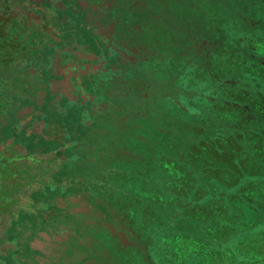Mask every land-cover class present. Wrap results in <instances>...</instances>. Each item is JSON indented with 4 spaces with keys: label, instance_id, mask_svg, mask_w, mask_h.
Returning a JSON list of instances; mask_svg holds the SVG:
<instances>
[{
    "label": "flooded vegetation",
    "instance_id": "obj_1",
    "mask_svg": "<svg viewBox=\"0 0 264 264\" xmlns=\"http://www.w3.org/2000/svg\"><path fill=\"white\" fill-rule=\"evenodd\" d=\"M0 15L13 22L6 37L31 36L23 48L0 46V264H44L50 254L110 264L128 250L148 263L102 186L117 172L111 162L138 158L129 142L142 124H158L162 79L174 76L157 74L170 55L161 31L181 30L176 13L164 0H0ZM216 43L197 36L185 49L208 55ZM37 215V228L24 230L23 217Z\"/></svg>",
    "mask_w": 264,
    "mask_h": 264
},
{
    "label": "rangeland",
    "instance_id": "obj_2",
    "mask_svg": "<svg viewBox=\"0 0 264 264\" xmlns=\"http://www.w3.org/2000/svg\"><path fill=\"white\" fill-rule=\"evenodd\" d=\"M177 1L164 0L181 30L171 22L176 32L161 31V49L170 55L157 74L166 78L171 71L192 92L157 103L165 117L155 127L142 124L141 139L129 142L138 158L111 162L117 172L108 171L102 187L110 189L112 209L125 215L121 227L136 233L132 241L148 244L141 254L146 264H264V0H228L250 20L219 0ZM29 23L24 18L23 27ZM12 24L0 15V46L23 48L31 36L6 37ZM197 36L216 39L215 52L195 56L185 49ZM82 135L95 140L93 133ZM94 154L87 158L93 165ZM239 201L257 210L254 221L243 218ZM39 216L23 217L24 230L36 229ZM120 256L113 252L107 262H142L132 250ZM47 258L44 264H62L61 257Z\"/></svg>",
    "mask_w": 264,
    "mask_h": 264
},
{
    "label": "trees",
    "instance_id": "obj_3",
    "mask_svg": "<svg viewBox=\"0 0 264 264\" xmlns=\"http://www.w3.org/2000/svg\"><path fill=\"white\" fill-rule=\"evenodd\" d=\"M219 1L221 3H223L229 10H231L235 16H238V17L242 16L243 18H247L248 20H250L247 17V15L239 13L238 10L234 7V4H231L228 0H219ZM243 18H242V20L244 21ZM262 23L264 24V21H262ZM12 38L14 39L15 37L12 36ZM221 42H223V41L221 40ZM175 79H176L175 75L172 78H170V81H166V80L162 79V84H161L162 88L161 89L163 91V94L167 95L169 98L178 99L180 94H184V93L189 94L190 92H192V91H188V90H185L184 88H182V86H180L179 84H177L175 82ZM157 115L155 116V119H157V120L161 119L162 117H165V114L162 112H159V110L157 111ZM237 205L239 206V209L242 212V216L246 221H254L255 220V216L258 214V212L253 206H251L246 201H239ZM126 240H132V239L129 238V236H128V238ZM138 247L140 248L141 251H145L148 248V244H146V243L138 244ZM151 261H152V259H151ZM148 262L150 263L149 260H148Z\"/></svg>",
    "mask_w": 264,
    "mask_h": 264
}]
</instances>
